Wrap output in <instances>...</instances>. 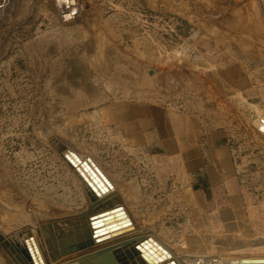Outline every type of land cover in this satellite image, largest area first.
<instances>
[{"label": "rangeland", "instance_id": "rangeland-1", "mask_svg": "<svg viewBox=\"0 0 264 264\" xmlns=\"http://www.w3.org/2000/svg\"><path fill=\"white\" fill-rule=\"evenodd\" d=\"M238 1L76 0L74 19L63 22L58 0H0V168L18 180L7 205L11 216L19 215L5 230L11 234L32 223L40 230L37 211L48 219L81 213L91 204L52 146L57 138L92 155L115 181L136 224L158 234L179 255L178 241H187V252L198 258L264 254L262 245L218 252L222 244L201 232V215L198 221L188 215L185 196L176 193V176L157 170V148L123 140L121 126L108 123L100 111V99L116 86L143 98L165 96L174 108L181 106L182 114L199 119V169L235 171L240 186L264 210V136L250 123L264 113V6L244 0V8ZM257 20L262 23L258 34L251 27L243 31V21ZM91 48L97 50L90 58L91 70L72 62L89 58ZM110 59L118 60L109 68L113 73L134 72L131 82L85 77L108 74ZM217 68L230 72L234 85L216 87L210 76ZM145 77L152 80L143 83ZM86 82L95 90L76 102L90 106L63 107L67 84L79 88ZM189 237L196 238L195 245L188 243ZM44 248L54 264L45 243Z\"/></svg>", "mask_w": 264, "mask_h": 264}, {"label": "crops", "instance_id": "crops-1", "mask_svg": "<svg viewBox=\"0 0 264 264\" xmlns=\"http://www.w3.org/2000/svg\"><path fill=\"white\" fill-rule=\"evenodd\" d=\"M238 2L243 4L244 8L247 5L244 0ZM257 3L261 7L264 6V0ZM232 80L234 81L233 77ZM232 99L230 95L227 96L229 103ZM145 112L142 113V118H146L149 123L148 135L152 137L145 144L157 148L153 151L157 170L164 174V170L169 168L168 173H172V177L176 176V193L185 196L188 215L196 216L197 221L201 215V232L211 234L214 237L210 240L212 243L222 244L218 252H234L236 249L249 251L257 246L264 247V210H259L249 197L248 191L240 186L235 171L199 169L203 158L201 150L198 149V135L202 130L198 117L190 112L183 113L185 121L178 126L177 123L172 124V114L164 108L160 110L161 132L151 108L148 107ZM104 114L111 120L114 111L109 110ZM135 119H138L137 113H134ZM172 128L176 133L172 134ZM215 155H222V152L215 150ZM0 174V230L7 235L9 233L5 228L10 222L8 195L12 188H16L18 180L12 181L6 170L0 171ZM193 223L195 224L188 218L187 225L193 227ZM187 240L191 245H195L197 241L194 237ZM0 264H16L3 247H0Z\"/></svg>", "mask_w": 264, "mask_h": 264}, {"label": "bare ground", "instance_id": "bare-ground-1", "mask_svg": "<svg viewBox=\"0 0 264 264\" xmlns=\"http://www.w3.org/2000/svg\"><path fill=\"white\" fill-rule=\"evenodd\" d=\"M60 2L62 5H66L68 3L67 0H60ZM75 3L77 5L76 1H75ZM58 11L60 14V10H58ZM241 27H242L243 31H244V28L251 27L253 29L254 33L258 34L260 32V29L262 28V23H260V21H258V20L255 21L253 24L248 23L246 21H243L241 24ZM258 48H259L258 45L254 44L253 49L257 50ZM87 52H90L93 54L89 58L86 57V58H82L81 60H79L78 58H74L72 62L73 63L76 62L77 66L82 67L83 69H85L86 67H90V70H91L90 64H91L92 60L90 58L97 55V50L94 48H91ZM78 60L80 61V64L78 63L79 62ZM117 62H118V60L113 61L111 59L107 61L106 67L108 68L107 70L110 74L109 73L107 74L105 71L104 76H99V75H94L93 72H90L91 76H85V77H87L88 80L90 79V81H91V77H92L96 81L98 78H105V79L109 80L110 82L122 81V80L131 82L132 76L134 75V72L132 70L127 69L126 73H125L126 75H122V74L118 75V74L113 73L109 69L110 66H114L113 68H115V65ZM74 65H76V64H74ZM117 71H118V69H117ZM210 78H211V82L216 87H218L220 89H227L229 86L234 85V81L232 80V75L230 72H227V71L215 72V73L211 74ZM141 80L143 83L148 84L150 82V80H152V79H148L145 77V78H141ZM82 82H83V80H82ZM129 88H130V86H129ZM92 90H95V87L90 85L88 82L84 83V86L79 87V88L74 87L72 84H67V86H66L67 95L64 97H61L62 101L60 103L63 107H65L69 111L72 109L79 108V107H89L90 103L76 102V100H79L82 98H88L89 94ZM109 92L112 93V94H110L111 96L106 94L103 99L102 98L100 99V100H103V104H105L100 109V111L102 113H105L106 111H109V110L114 111V115H113V118L111 120H112V122L115 123V125L121 126L119 131L125 133V135L122 136L124 138L123 140H126L128 143H131V145H134L136 143L145 144V143H147V140L149 138H152L150 135H148L147 129L149 128V123L147 122L146 118H144V119L142 118V113H146L145 111H147L148 107H150L151 112L154 113L157 127H158L159 131H161V132H162V129L160 128V121H161L160 120L161 119L160 110H162V109L164 110V108L169 113L172 114V116L174 117V121L178 124V126H181L185 121L184 120L185 116H183L182 112H181V106H179L178 109L174 108L173 103H170V104L167 103V99L165 96L155 98V94H154L153 96L147 95L146 97L143 98L137 94H134V95L131 93L129 94V92L127 90L123 91L122 87H117V86L114 88H111L109 90ZM133 97H134V100H131V98H133ZM123 98L126 99V101H123ZM113 99L115 101H112ZM235 100H236V98H234L233 101H235ZM92 103L93 102H91V104ZM181 103L182 102H180V104ZM221 104H223L224 106H228V103L225 102L224 100H223V103H221ZM249 105H252V104L250 103ZM134 113L135 114L137 113L138 119L134 120ZM106 120L108 123H110V121H111L109 118H107ZM250 123L256 132H258L260 135L264 136V113H257L251 119ZM138 130H142L144 132L138 131ZM66 149L68 151L74 153L80 160H82V162L84 160H87V158L89 157L90 160L94 163V165L101 172V174L105 177L106 181H108V183L110 184L109 185L106 183V185L108 187L107 188L108 191L106 193H102V192L100 193V198H99L100 200L112 198L115 194H117L116 193L117 192V185H116L115 181L92 155L86 154L79 149L70 148L67 146H66ZM59 154L61 155V158L64 161V163L67 165V167L70 169V171L74 174L77 181L81 183L85 193L87 194V192L84 188V185L82 183V180L80 179V176H79V174H77L78 172L76 170L77 166H80V164H78V162L74 158H72L74 160V163H73L70 160H68V158H66L63 154H61V153H59ZM91 161L88 164L93 169V172H95L96 176L100 180L103 181L102 176L99 173H97L98 170L95 167H93V164ZM5 170H6L5 168H0L1 172L5 171ZM165 171L168 172V171H170V169L166 168ZM103 182H105V180ZM120 200H121L120 204L116 205L114 208H116L117 206H122V212L124 214H126V217L130 221L129 225L134 226V229L132 231H128V232L120 234L118 236H114V237L112 236L109 240L102 242V244L108 245V244H112V243L121 242L124 239L134 238V252L138 253L141 256V259H139L136 256L137 264H228V263H230V264H233V263L260 264L258 262H251V263L250 262H244V260L264 259V254H235L232 256L218 255L219 257H216V258H210V257L198 258L193 253L187 252L185 242L178 241L176 244L179 245V248L183 252V256H181L178 253H176L172 249V247L168 243H166L158 234L150 233L149 230L144 229L143 227H140L138 224H136L134 218L132 217L128 208L126 207L123 199H120ZM91 204H92V202H91ZM91 204L89 205V207L86 211H83L81 213H67L64 215H59V216H57L56 219L54 217L56 215H54V214L50 218L46 219L41 212L37 211L35 213V217L38 218V224L40 226V230L37 226L33 225V223H32L31 225H27V226L15 231L12 234H7L8 236L7 235L6 236L9 239L11 238V236H17L16 239H14L12 242H15V243L18 242L21 245H23V244H25L24 242L26 241L24 238V234L27 232V230H30L32 232L33 239H34V241H32V239L30 238V240H31L30 244H31L32 249H34V251H36V248L38 249V251L41 255V258L44 261V264H53L52 262H50L48 255L45 252L44 243L48 247V250L50 252V258H51L52 252L53 253L59 252L60 249L54 248L53 250H50V246L46 243V237H44L43 232H42V225L43 224L47 225L49 223L48 222L49 220H55L56 221V220H63V219L72 218V217L80 218L83 214H85V213H87V211H89ZM51 209L55 210L53 208H51ZM9 216H11V214H9ZM40 217H42V219ZM18 218H19V215L14 214L10 217V221H12V222L16 221V220H18ZM23 218L26 220V215H24ZM107 221H109V220H107ZM112 222H118V218L115 217L114 220H112ZM109 223H111V222H109ZM98 227H100V226H98ZM120 229L123 230V227ZM92 231H94V230L92 229ZM0 233L4 234L2 230H0ZM109 233H111V232H109ZM144 239H148L146 241V243H148L153 248L152 250L155 253V255H152L153 256L152 258L147 257L145 255V253L148 250L147 247H145L143 245L140 246L139 248H141L143 250H140L137 248V245L140 244L141 241H143ZM95 248H97V246L87 248L86 251H93V250H95ZM82 253H84L83 250L75 252V253H70V254L65 255V256H61L60 258L56 259L55 261L52 260V258H51V260L54 261V264H70L69 262L71 260H73L76 255H79ZM241 261H242V263H241Z\"/></svg>", "mask_w": 264, "mask_h": 264}, {"label": "water", "instance_id": "water-1", "mask_svg": "<svg viewBox=\"0 0 264 264\" xmlns=\"http://www.w3.org/2000/svg\"><path fill=\"white\" fill-rule=\"evenodd\" d=\"M52 146L58 153L63 154L71 162L74 163L72 159L74 158L78 164H80V166L76 168L77 174H79L87 195L92 202L89 211L80 218L72 217L56 221L49 220L47 225H42V232L44 237H46V243L50 246V250L54 248L60 249L59 252H52V260L55 261L61 256L83 250L84 253L76 255L69 263L137 264L136 256L139 259H141V256L134 252V238L124 239L121 242L108 245L102 244V242L109 240L112 236H118L134 229V226L129 225L130 221L126 217V214L122 212V206L114 208L116 205L120 204V196L115 194L112 198L100 200V193H106L108 191L106 183H109L90 158L88 157L87 160L82 162L74 153L68 151L66 146L57 138L52 140ZM90 161L105 182L100 180L95 172H93V169L88 164ZM115 217L118 218V222H112ZM122 227L123 230L120 229ZM92 229L94 231H92ZM16 237L17 236H11L12 239H9L8 237L6 238V235L0 233V247H3L11 255L16 264H44L38 249L36 248V251H34L31 247L30 238L32 241H34V239L30 230H27L24 234L26 240L24 242L25 244L21 245L18 242H12ZM147 240L148 239H144L141 241V243L137 245V248L143 250L139 247L142 245L147 247L148 250L144 253L147 257L152 258V255H155V253L152 250L153 248L146 243ZM94 246H97L95 250L86 251L87 248ZM244 262H258L264 264V259L244 260Z\"/></svg>", "mask_w": 264, "mask_h": 264}, {"label": "built area", "instance_id": "built-area-1", "mask_svg": "<svg viewBox=\"0 0 264 264\" xmlns=\"http://www.w3.org/2000/svg\"><path fill=\"white\" fill-rule=\"evenodd\" d=\"M68 3L66 5H62L60 0H58V10H60V18L63 22H70L74 19L77 13V5L75 3L76 0H67Z\"/></svg>", "mask_w": 264, "mask_h": 264}]
</instances>
